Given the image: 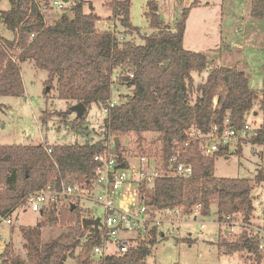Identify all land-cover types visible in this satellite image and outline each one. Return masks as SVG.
<instances>
[{
    "label": "trees",
    "instance_id": "trees-1",
    "mask_svg": "<svg viewBox=\"0 0 264 264\" xmlns=\"http://www.w3.org/2000/svg\"><path fill=\"white\" fill-rule=\"evenodd\" d=\"M9 1L10 6L0 10V23L13 34L12 40L0 34V96L23 94L20 64L27 59L47 71L46 82L52 86L55 79L58 96L72 103L88 100L103 106L111 97L114 82L125 84L131 91L109 108L96 140L0 144V218L47 183L92 177L96 166L93 156L108 148L109 136L115 139L119 134L133 133L140 154L161 155L166 160L179 145L181 160L192 166L189 177H161L155 178L151 186L141 184L143 202L153 210L181 207L188 211L198 204L203 216L210 214L214 204L218 221L240 214L245 227L233 237L219 234L215 242L229 254L246 250L255 264H260L263 236L249 228L254 211L251 180L215 176L214 160L226 152L202 154L198 141L187 132H206L214 124L222 125L226 117L240 128L259 98L264 112V76L262 88L256 90L242 70L213 66L195 84L193 73H202L207 60L204 54L183 46L187 7L176 10L170 28L160 19L157 2L147 0L145 16L152 31L140 34L142 43H135L119 39L114 30L98 28L100 17L93 11L83 12L81 0L70 6L72 16L65 13L51 24H45L40 8L48 0ZM106 4L113 16L120 17L126 31L139 33L130 20L131 0H109ZM249 14L264 20V0H250ZM52 116L65 119L67 113L45 109L39 116L41 124ZM68 124L75 133H90L84 113ZM147 132L154 134L150 140L155 145L153 150L144 147ZM249 140L262 146L261 165L252 180L264 182V122ZM113 150L118 154L119 144L117 148L113 145ZM40 214L45 217L36 226L21 228L24 256L5 244L0 252L1 264H65L68 257L76 258L79 264H91L89 253L100 242L99 233L90 225L82 226L77 206ZM43 226L63 227L60 233L70 239L42 241ZM148 254V248L140 245L120 258L107 257L102 264H143Z\"/></svg>",
    "mask_w": 264,
    "mask_h": 264
},
{
    "label": "rangeland",
    "instance_id": "rangeland-1",
    "mask_svg": "<svg viewBox=\"0 0 264 264\" xmlns=\"http://www.w3.org/2000/svg\"><path fill=\"white\" fill-rule=\"evenodd\" d=\"M41 3L45 24H51L65 12L72 16L70 6L80 0H68L62 10L51 8V2ZM83 12H95L100 20L96 26L100 29L116 31L117 37L142 43L140 34L152 31L146 19V1L131 0L130 20L138 28L139 33L128 32L120 22V17L113 16L112 9L106 3L109 0H81ZM158 4V14L163 24L172 28L174 14L180 7L189 8L185 23L183 46L185 49L205 55L206 69L198 74L193 73L194 82L198 84L204 79L209 68L213 66L236 67L242 70L251 88L260 90L264 76V20L252 18L249 14L250 0H155ZM194 3V5H192ZM180 5V6H179ZM10 6L9 0H0V10ZM0 34L12 40V32L0 23ZM20 75L23 83L21 96H0V144H74L86 140H96L100 136L101 127L106 114L103 106L95 102L87 104L84 111L85 123L90 133L78 134L69 128V122L76 117V113H67V117L52 116L45 124H41L40 115L45 109L66 112L73 105L71 101L58 96L55 79L50 86L46 80L47 71L37 68L31 59L20 64ZM130 88L125 84L113 83L111 98L120 102L124 100ZM260 99V98H259ZM259 99L255 101L251 111L245 117L254 128L264 122V112L259 107ZM256 112V114H254ZM145 146L155 147L150 140L154 134H145ZM109 144L113 143V136H109ZM119 139V151L129 161L140 154L136 148L133 133H122ZM114 145V144H113ZM262 146L247 140L241 146V151L217 156L214 160L213 173L217 177L247 178L252 183V197L254 211L251 219L252 226L264 227V182L256 183L252 180L256 169L261 165L260 154ZM82 216L104 218L103 208L91 201L80 202ZM11 222L0 220V252L8 244L15 253L25 254L21 228L36 226L45 215L32 211L27 205H17L7 216ZM236 224L233 231L238 233L241 228V215L234 214ZM176 229L159 239L146 256L143 264H255L248 251L226 253L215 242L217 235H225L228 226L220 225L216 221L215 205L211 206L209 215H197L195 219L184 218ZM63 227H41L42 241H68L60 232ZM227 236V235H225ZM215 237V239H214ZM233 237V236H228ZM91 264H98L90 260ZM1 264V257H0ZM65 264H79L74 257H68ZM260 264H264L263 257Z\"/></svg>",
    "mask_w": 264,
    "mask_h": 264
},
{
    "label": "built area",
    "instance_id": "built-area-1",
    "mask_svg": "<svg viewBox=\"0 0 264 264\" xmlns=\"http://www.w3.org/2000/svg\"><path fill=\"white\" fill-rule=\"evenodd\" d=\"M50 7L62 10L64 3L62 0H53ZM129 77H132L131 73ZM111 88L113 89V86ZM117 103L119 102L110 97L103 105L104 113L107 114L109 108ZM251 130V125L246 119L240 128H236L226 117L222 125L214 124L206 132L201 133L192 129L187 134L198 141L199 149L204 155H211L219 150L231 154L250 138L253 132ZM50 150L47 149L48 152ZM120 156L122 160L118 159ZM93 160L96 166L92 177L47 183L30 192L22 204L39 213L58 210L71 204L77 206L82 213L80 202L84 201L100 205L104 211L103 221L101 222L99 218L100 223L96 231L99 233L100 242L94 245L89 253L90 259L97 263H104L107 257L120 258L130 249L140 245L146 246L150 252L157 241L170 234V230L176 229L175 226L183 222L184 218L195 219L199 215L198 204L188 211L181 207L153 210L143 202L140 195V185L151 186L155 178H186L191 175L192 166L181 160L179 145L172 149L166 160H163L161 155L139 154L129 161L123 154L115 153L112 143L103 152L95 154ZM7 216L1 217L0 220L10 223L11 220ZM83 217L94 219L93 216ZM232 218L233 216H225L221 221L216 220L218 224L228 226L224 231L227 237L239 233L233 231L236 221L234 222ZM240 224L241 228L246 225L242 219ZM249 228L263 236L259 245L263 247L264 227L250 224Z\"/></svg>",
    "mask_w": 264,
    "mask_h": 264
},
{
    "label": "water",
    "instance_id": "water-1",
    "mask_svg": "<svg viewBox=\"0 0 264 264\" xmlns=\"http://www.w3.org/2000/svg\"><path fill=\"white\" fill-rule=\"evenodd\" d=\"M63 2H68V0H62ZM61 15H65V12H63ZM89 103L88 100L85 101H81V102H77L74 103L73 105H71L68 110L66 111V113H70V112H75L77 117H80L83 115L85 108L87 106V104ZM254 114H256V112H254ZM113 144L114 147L117 148L118 144H119V139L115 138L113 140ZM118 155H121V152H118ZM74 207V204H71V208ZM100 221L99 218H87V217H83L81 218V224L82 226H88V225H92L94 227V230L97 231V227L99 225Z\"/></svg>",
    "mask_w": 264,
    "mask_h": 264
},
{
    "label": "crops",
    "instance_id": "crops-1",
    "mask_svg": "<svg viewBox=\"0 0 264 264\" xmlns=\"http://www.w3.org/2000/svg\"><path fill=\"white\" fill-rule=\"evenodd\" d=\"M214 239H215V237H214Z\"/></svg>",
    "mask_w": 264,
    "mask_h": 264
}]
</instances>
